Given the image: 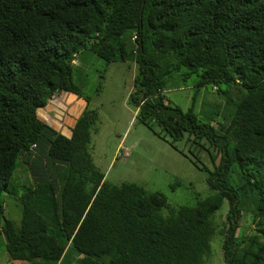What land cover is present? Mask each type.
Instances as JSON below:
<instances>
[{
  "label": "trees",
  "instance_id": "16d2710c",
  "mask_svg": "<svg viewBox=\"0 0 264 264\" xmlns=\"http://www.w3.org/2000/svg\"><path fill=\"white\" fill-rule=\"evenodd\" d=\"M83 51L136 62L139 123L214 148L207 198L174 209L158 192L108 183L88 151L93 111L70 137L38 119L54 95L80 96ZM179 74L240 97L227 93L222 122L200 123L195 97L183 111L164 95ZM18 165L30 182L15 198L17 223L4 215ZM224 201L223 264H264V0H0V216L11 264H206ZM241 212L252 216L245 238Z\"/></svg>",
  "mask_w": 264,
  "mask_h": 264
},
{
  "label": "rangeland",
  "instance_id": "374dc122",
  "mask_svg": "<svg viewBox=\"0 0 264 264\" xmlns=\"http://www.w3.org/2000/svg\"><path fill=\"white\" fill-rule=\"evenodd\" d=\"M77 62L73 83L78 86L80 96L64 92L54 95L45 107L37 110L38 119L55 130L60 128V133L70 137L78 118L86 111H93L97 119L90 130L88 151L108 183L116 186L134 183L149 192H158L174 209L193 207L207 198L212 193L208 184L209 173L214 171V165H218V160H214L216 151L206 140L197 143L185 134L182 140L174 142L157 126L150 128L138 122L135 106L130 100L138 73L136 62L129 59L106 63L89 51L78 55ZM212 86L196 88L193 79L184 82V76L179 74L167 82L164 95L183 111L190 108L195 97L194 110L198 121L215 125L222 122L223 113L231 111L229 97L237 99L240 94L224 84H216L219 92L226 93L222 95L215 91V87L213 91ZM29 182L28 173L18 165L6 198V219L20 221L21 213L15 198L22 194L23 186H28ZM227 212L228 203L224 201L213 216L215 232L206 264H223L222 241ZM167 214L168 209H163L162 215ZM241 214L237 235L245 238L252 235V216ZM2 225L0 216V264H11L1 234Z\"/></svg>",
  "mask_w": 264,
  "mask_h": 264
},
{
  "label": "crops",
  "instance_id": "0c3cea01",
  "mask_svg": "<svg viewBox=\"0 0 264 264\" xmlns=\"http://www.w3.org/2000/svg\"><path fill=\"white\" fill-rule=\"evenodd\" d=\"M78 64V62H77V60H76V65ZM14 264H20V263H17V262H15Z\"/></svg>",
  "mask_w": 264,
  "mask_h": 264
}]
</instances>
